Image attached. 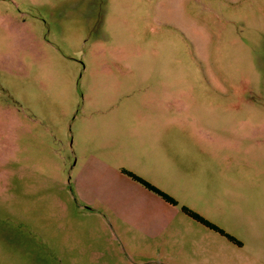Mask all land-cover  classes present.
Instances as JSON below:
<instances>
[{
  "label": "rangeland",
  "instance_id": "374dc122",
  "mask_svg": "<svg viewBox=\"0 0 264 264\" xmlns=\"http://www.w3.org/2000/svg\"><path fill=\"white\" fill-rule=\"evenodd\" d=\"M147 78L175 96L182 89L218 127L262 116L264 0H0V264H264L250 245L258 219L243 218L257 208L264 216V181L235 182L259 195L243 208L223 194L207 207L176 182L155 181L176 191L165 224L127 196L138 191L128 155L111 168L89 160L103 136L88 129L130 123L90 115L86 100L122 99L125 80ZM92 201L102 206L78 205Z\"/></svg>",
  "mask_w": 264,
  "mask_h": 264
},
{
  "label": "crops",
  "instance_id": "0c3cea01",
  "mask_svg": "<svg viewBox=\"0 0 264 264\" xmlns=\"http://www.w3.org/2000/svg\"><path fill=\"white\" fill-rule=\"evenodd\" d=\"M124 83L130 84V89L122 99L108 97L97 103L90 97L85 102L90 115L111 113L130 123L129 126L112 124L88 129L103 136L97 151L90 152V161L111 168L128 155L132 167L130 171L134 174L155 184L171 197L177 191L184 192L189 197L200 198L204 206L212 207L219 203V194H223L224 203L233 207L243 208L251 202L258 204V194L247 198L246 194L235 190V182L242 183L245 187H255L264 181L263 173H260L263 171L264 161V112L261 113L262 116H242L235 128H225L224 126L230 125L228 123L218 127L217 124L206 121L205 117H209L204 115L205 112L192 109L193 103L186 100L182 89L177 92L183 95H172V90L167 88L169 84L164 80L130 79ZM131 93H134L133 96ZM88 120L92 119L88 117ZM245 121L247 124H244ZM218 133H224L221 140L212 136ZM77 154H83L81 148L77 150ZM129 178L135 182L138 191L134 193L128 190L127 196L136 199L140 207L157 210L160 215L158 219L167 224L168 217L162 211L176 205L165 201L132 177ZM155 181L176 182L177 190L170 187L167 189L154 183ZM80 191L77 192L79 197ZM120 196L116 200H129L126 195ZM78 205L83 210H97L102 203L92 201ZM105 205L107 206L106 203ZM255 210L253 215L243 218L258 219L255 226L248 228L255 236L251 238L250 245L257 247L254 256L264 260V249H260L264 247V228L259 225L264 224V216L259 208ZM212 222L228 231L221 223L215 220ZM232 223L236 224V221L233 220ZM220 236L229 240L222 234ZM234 244L242 246L243 243L241 240Z\"/></svg>",
  "mask_w": 264,
  "mask_h": 264
},
{
  "label": "trees",
  "instance_id": "16d2710c",
  "mask_svg": "<svg viewBox=\"0 0 264 264\" xmlns=\"http://www.w3.org/2000/svg\"><path fill=\"white\" fill-rule=\"evenodd\" d=\"M129 176H131L133 179L137 180L138 182H140L141 184H143L146 188L152 190L153 192L157 193L159 196H161L165 201L173 204V205H177V201L171 197L169 194H167L166 192L160 190L159 188H157L156 186H154L153 184H151L150 182L144 180L143 178L139 177L138 175L132 173V172H126ZM182 210L189 215L191 218H193L194 220L202 223L203 225H205L206 227L215 230L219 233H221L222 235H224L225 237H227L229 240L236 242V243H240L237 239H235L232 235L226 233L223 229L219 228L218 226H216L215 224L211 223L210 221H208L207 219H205L203 216H201L200 214L193 212L187 208H182Z\"/></svg>",
  "mask_w": 264,
  "mask_h": 264
}]
</instances>
